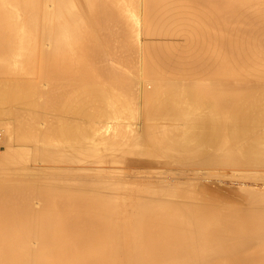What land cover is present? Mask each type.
Returning a JSON list of instances; mask_svg holds the SVG:
<instances>
[{
  "label": "bare ground",
  "instance_id": "1",
  "mask_svg": "<svg viewBox=\"0 0 264 264\" xmlns=\"http://www.w3.org/2000/svg\"><path fill=\"white\" fill-rule=\"evenodd\" d=\"M3 100L0 264H264V0H0Z\"/></svg>",
  "mask_w": 264,
  "mask_h": 264
},
{
  "label": "rangeland",
  "instance_id": "2",
  "mask_svg": "<svg viewBox=\"0 0 264 264\" xmlns=\"http://www.w3.org/2000/svg\"><path fill=\"white\" fill-rule=\"evenodd\" d=\"M143 8H145V7H143ZM120 102L121 100H117V102ZM4 102V100L3 101H0V105H2V103ZM76 102V103H75ZM75 102H73V103H71L72 105H74L73 107H76L75 106V104L78 106L79 105V102H77V101H75ZM122 102V101H121ZM120 102V103H121ZM128 111H129V113H128ZM128 111H125V112H123V114L128 118V114L132 117H129V119L130 120H128V119H124L123 120V123L124 122H126L127 124H129L130 122H131V124L134 122V125L132 124V128H133V132L135 131H139V128L136 130H134V128H135V125L137 126V124L138 123H136L137 121H138V119H137V115L138 114H132L131 112H130V110H128ZM31 112H33V113H31V116L33 117V115L34 114H38V111H31ZM75 114V115H74ZM68 115H70V116H74V118H79L80 116L79 115H81V113H79L78 115L76 114V113H72V112H70ZM134 115V116H133ZM136 116V117H135ZM6 119H7V121H5V119H3V121L2 120H0V121H2V123H3V125H1V126H3V129H4V131H5V129H8V128H6L7 126L9 127V125H11V123H9L10 121H13V119L11 120V118H12V116H10V117H7V115H5L4 116ZM135 117V119H133ZM8 118H10L9 120V122H8ZM135 120V121H134ZM8 122V123H7ZM7 123V124H6ZM9 124V125H8ZM6 127H5V126ZM29 123H24V124H22V126L21 127H19V129L18 128H16L17 127V124H16V126H15V123H14V125L12 124V126H13V130H15L11 135H12V138L15 140V139H21L22 141L20 142V140H18V141H14L13 139V142L15 143H24L23 141H26V140H23V139H25V138H23V137H25L26 136V134H30V130H29ZM122 126V125H121ZM125 126H126V128H127V126H130V124L129 125H124V127H123V129H122V127H119V129H122V130H124V128H125ZM26 128V129H25ZM125 128V130H127ZM17 129L19 130V131H17ZM117 130L120 134L122 133V131L121 130ZM25 130H26V133H24L25 132ZM29 130V131H28ZM75 129H73L72 130V132H70L68 135L70 136H72V135H76V134H79V129H76V131H74ZM124 130V131H125ZM129 130V129H128ZM127 130V131H128ZM7 131V130H6ZM6 131L4 132L5 134H6ZM121 131V132H120ZM123 131V132H124ZM127 131H125V132H127ZM117 132V134H119ZM132 132V133H133ZM9 133H10V131H9ZM16 133V134H15ZM59 133H60V136H61V139L59 138L60 136H59ZM129 133H131V130L129 131ZM131 133V135L130 134H128L129 136H130V138H129V140L131 139V136L133 135ZM15 134V135H14ZM18 134H19V136H18ZM120 134L119 135H116L115 137L117 138H115L114 137V139H112V144H114V141H115V139H116V141H115V143H119V141L121 140H123L122 141V143L120 142V145L122 144L123 146H124V144L126 143L125 141H127V143H129V141L128 140H125V138L124 139H118V137L117 136H120ZM124 134V133H123ZM20 135H23V137L22 136H20ZM65 135V133H63V132H58L57 133V136H58V138L60 139H58L57 137H56V135L55 134H53V138H56V141L57 140H59L58 141V143L61 145V141H64V143L62 144V145H65L66 146V143H68L67 145H69V148H68V146H66L67 147V152L69 153V155H71V154H73V155H75L76 154V152L79 154V155H81L83 152L81 151V148L82 147H86V146H83V143H78V142H80V141H73V138H71V140L68 138L69 136L67 135V138H65L66 136H64ZM14 136V137H13ZM55 136V137H54ZM79 136V135H78ZM77 136V137H78ZM124 136H126V133H125V135H123V137ZM129 136H126V138H128ZM16 137V138H15ZM80 137V136H79ZM121 138H123L122 137V135L120 136ZM50 138V137H49ZM67 139H69V140H67ZM119 140V141H118ZM118 141V142H117ZM74 142V143H73ZM77 142V143H76ZM124 143V144H123ZM71 144L73 145V144H75V146L73 147H70L71 146ZM82 145V147H81V145ZM76 145H80L79 146V148H77L76 147ZM84 145H86V144H84ZM126 145V144H125ZM128 145V144H127ZM129 145H130V143H129ZM118 146H119V144H118ZM64 147V146H63ZM66 147H65V149H66ZM108 147V146H107ZM106 147V148H107ZM125 147H127L126 149H128V147H130V146H124V147H117L116 149H113L112 148V146L110 147L111 149H109V147L105 150V152H107L108 151V153L107 154H109V153H112V152H115L116 153V155H119L120 157H119V159H121V161L120 160H118L116 163H112L111 161H109L110 160V158H111V156L114 154H111V155H105L106 157H104V159H105V162H103L104 163V167L106 168V171L105 172H103V173H107V174H109V177L110 178H114V177H118L119 178V176H120V178L121 177H123V178H126L125 179V181L127 182V184H128V182H129V186H131V187H133L132 185H131V183H136L135 184V186H136V188H138L141 184H145V185H143V186H145V187H143V186H141V187H143L141 190L142 191H145L146 189H147V187L149 188L150 186H151V182H153V183H155L156 185L158 184L157 182H159L158 180H159V178H158V180H157V175L159 176L160 175V173H163L162 171H164V170H167V168H165V166H164V164H163V159L165 158L164 156H162V154H160V153H155V154H145V156H144V154L142 155V154H140V155H138V154H131V155H133L134 156V158H133V156H131L130 157V154L128 155H126V153H124V151L126 150L125 149ZM71 148V149H70ZM1 150H4V146H1V149H0V154H1ZM70 150V151H69ZM75 152H73V151ZM111 150V151H110ZM66 151V150H65ZM7 151H5L4 153H3V151H2V153L3 154H5ZM67 152H66V154H67ZM33 153H34V150H32V157H34V156H37L36 155V153H34V155H33ZM122 153H123V155H122ZM78 154H76V156H78L79 157V155ZM158 154V155H157ZM82 155H84V154H82ZM155 155V156H154ZM30 156V161H31V159L34 161L37 157H34V158H32ZM137 156V157H136ZM81 157V156H80ZM85 157V156H84ZM113 157V156H112ZM143 157V158H142ZM129 158V159H128ZM149 158V159H148ZM144 160V161H143ZM33 161H31V163L33 164ZM37 161L38 162H40L38 159H37ZM37 161H36V163H37ZM46 162V161H45ZM61 162H67V161H61ZM111 162V163H110ZM135 164H134V163ZM71 164L73 163V161L72 162H70ZM75 163V162H74ZM73 163V164H74ZM77 164H78V162H76ZM133 163V164H132ZM137 163V164H136ZM141 163V164H140ZM151 163V165H149V164ZM155 165H153V164ZM77 164H75L76 166H78ZM109 164H113L114 166H111V165H109ZM129 164V165H128ZM131 164V165H130ZM103 165V164H102ZM108 165V166H107ZM116 165V166H115ZM120 165V166H119ZM140 165V166H139ZM206 165V164H205ZM203 165V164H201V166H199V165H197V166H199L200 168H202V170H203V168H204V170L203 171H205V167H206V169L208 168V166L206 165ZM123 166H125V168H123ZM151 166H153L154 168H152ZM176 167V165L175 164H167V167ZM204 166V167H203ZM216 166H218V164L217 165H215V167ZM126 167H127V169H126ZM135 168V169H133V168ZM219 167V166H218ZM222 166L220 165V168H221ZM131 168V169H130ZM140 170H139V169ZM196 168V167H195ZM114 169V170H113ZM124 169V170H123ZM139 170V171H136V170ZM147 169V170H146ZM216 169L218 170V172L220 171L219 170V168H215V172H216ZM113 170V171H112ZM135 171V172H133V171ZM154 170V171H153ZM155 170H156V172H155ZM189 170V169H188ZM146 171V172H145ZM150 171V172H149ZM160 171V172H159ZM189 171H191V169L189 170ZM188 171V172H189ZM262 171V173H264V170H261ZM125 172H127L128 174H126ZM130 172V173H129ZM133 172V173H132ZM214 172V175H205V177L203 176V179H205L207 176L208 177H210V178H207L208 179V181L207 182H209V181H211V178H212V182L213 181H216L217 180V178H219V177H214L215 175H217L216 173ZM110 173H111V175H110ZM115 173V174H114ZM118 173V174H117ZM123 173V174H122ZM190 174H192V171L191 172H189ZM188 173V174H189ZM112 174H113V176H112ZM165 174V173H164ZM163 174V175H164ZM189 174V175H190ZM213 174V173H212ZM116 175V176H115ZM119 175V176H118ZM124 175H127V176H124ZM152 175V176H151ZM140 176V177H139ZM142 176V177H141ZM143 176H144V178H143ZM146 176H148V177H146ZM154 176V177H153ZM191 177H193V175H190ZM217 176H219V175H217ZM116 177V178H117ZM139 177V178H138ZM215 178V179H214ZM196 179V178H195ZM194 178H191L190 179V181H193V180H195ZM200 179V178H199ZM202 179V178H201ZM201 179L199 180L200 182H201ZM210 179V180H209ZM196 181V180H195ZM204 182L206 181V179L205 180H203ZM150 182V183H149ZM197 182H198V180H197ZM149 183V184H148ZM152 183V187H155L154 185L155 184H153ZM209 183H211V182H209ZM137 185H139V186H137ZM147 185H150V186H147ZM141 187H139V188H141ZM146 188V189H145Z\"/></svg>",
  "mask_w": 264,
  "mask_h": 264
}]
</instances>
